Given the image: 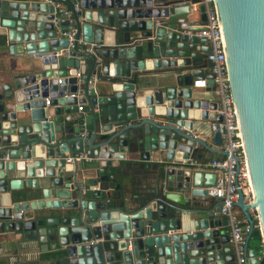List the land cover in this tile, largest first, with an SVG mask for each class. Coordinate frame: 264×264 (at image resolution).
I'll return each instance as SVG.
<instances>
[{
    "label": "water",
    "instance_id": "95a60500",
    "mask_svg": "<svg viewBox=\"0 0 264 264\" xmlns=\"http://www.w3.org/2000/svg\"><path fill=\"white\" fill-rule=\"evenodd\" d=\"M56 3L78 5L58 24L75 27L70 47L52 22ZM213 3L252 196L244 202L238 190L235 201L248 225L246 264H264V0ZM194 12L199 20L190 19ZM205 19L200 0H0V36L25 71L0 83V235L23 231L49 241L51 264L234 259L227 217L206 192L215 174L171 164L202 160L200 147L209 158L220 154L193 134L207 131L220 146L225 132L216 101L196 96L214 85L207 39L188 33ZM84 151L100 159L90 180L95 189L64 158ZM126 154L147 174L145 164L155 166L146 197L120 191L118 173H127L112 162ZM21 188H40L41 198L16 199ZM44 207L58 210L48 227L28 212ZM250 241L261 242L262 255Z\"/></svg>",
    "mask_w": 264,
    "mask_h": 264
},
{
    "label": "built area",
    "instance_id": "2783aa9c",
    "mask_svg": "<svg viewBox=\"0 0 264 264\" xmlns=\"http://www.w3.org/2000/svg\"><path fill=\"white\" fill-rule=\"evenodd\" d=\"M204 5L206 19L195 31H188L189 35H196L207 39L210 51L205 58L212 63L211 73L214 74V92L217 96L216 113L221 115L225 132L221 134L220 154L217 158L197 160L194 158L176 160L173 164L179 168L191 171L213 172L215 179L212 185L206 186L207 195L218 198L221 204V214L227 217L229 242L232 246L234 259L232 264H246V235L248 225L244 218L239 216V210L235 205L238 197V190L243 193V201L250 202L252 199L249 175L247 169L246 155L242 136L239 129L237 113L233 103L229 81L227 77L226 56L220 23L216 14L213 0H200ZM58 12H54L52 22L57 25L58 32L68 40V46L73 45L75 27L62 28L58 26L62 18H70L73 11L78 10L77 3L72 8L56 3ZM93 46V43L90 44ZM48 99L46 103L48 104ZM81 109V106H78ZM197 136V135H195ZM80 157H66V162L73 163L74 159ZM86 157H83V159ZM256 218V215L253 216ZM246 227L243 228L242 223ZM258 228V224L254 225Z\"/></svg>",
    "mask_w": 264,
    "mask_h": 264
},
{
    "label": "crops",
    "instance_id": "0c3cea01",
    "mask_svg": "<svg viewBox=\"0 0 264 264\" xmlns=\"http://www.w3.org/2000/svg\"><path fill=\"white\" fill-rule=\"evenodd\" d=\"M191 20H199V15L197 12H194L190 16ZM3 29L0 28V32H2ZM7 44V43H6ZM6 44L2 40V37L0 36V83L9 81L11 75L14 72H25L19 63L21 62V57H13L7 54L6 50ZM21 70V71H18ZM198 97H203L204 99L208 101H216L217 96L214 92V87L212 90H199V93L196 94ZM204 124L207 125L208 121H204ZM207 132V131H206ZM202 133L200 131L193 132L194 135H197L198 137L204 139L209 146L212 148H215L216 150H220V146H215L212 144V137L208 134ZM199 153L203 155L202 160H206L209 158L210 153L205 147L199 148ZM219 154V152H218ZM75 156V157H86V159L83 157L79 159H74L73 163H75L80 171L79 174H77L76 178L77 180L83 184L84 180H86L87 184H90L91 189H95L98 184L92 185L91 175L95 173L96 165L99 166V160L98 157L90 158L86 155V152L82 153H64V158ZM128 154H126L125 159H122L121 161L114 160L112 164H121L123 167L124 173L121 172L118 173L119 175V184H120V191L125 194L126 196H129V194L138 195L139 197H146L148 196L151 191H153L154 182L156 180L157 174L155 173V170L153 171L154 164L148 163L145 164L148 166L149 174H147V171L142 169L143 163L140 161L130 160L129 157H127ZM71 163V162H69ZM173 165V163H171ZM144 165V166H145ZM143 172L145 174H143ZM151 173V174H150ZM133 180V182H132ZM39 182L42 186H48V181L40 178ZM110 186H113V183L109 182ZM8 194H6L7 196ZM16 199H25L26 197L24 195H30V197H27L29 199L31 198H41V189L37 188L35 190H27L25 188H21L20 190H15L14 193H12ZM9 197V196H8ZM50 198H55V195L53 194V189H51ZM83 198L90 199L92 197L83 195ZM115 201H117V198H115ZM217 201L214 200L212 203H210L209 206H212L216 204ZM58 210L53 208H37L33 211H28L30 215H33L37 218H42L43 223L45 227H48V225L45 223V220L47 217L55 216ZM225 228V227H222ZM50 244L49 241L46 243L39 242L36 238H30L27 237V234L25 235V232L23 231H9L7 234L1 233L0 235V264H51L48 263V257L50 255L49 251H46V246ZM252 243L249 242V245ZM253 245V244H252ZM233 260H230L228 262H225V264H232Z\"/></svg>",
    "mask_w": 264,
    "mask_h": 264
},
{
    "label": "trees",
    "instance_id": "16d2710c",
    "mask_svg": "<svg viewBox=\"0 0 264 264\" xmlns=\"http://www.w3.org/2000/svg\"><path fill=\"white\" fill-rule=\"evenodd\" d=\"M237 208H238V207H237ZM238 210H239V208H238ZM239 216H240L241 218H244V216H243V214H242V212H241L240 210H239ZM254 224H255V225L257 224V219H256V218H254ZM250 243H252L253 245H255L258 254H259V255H262L263 247H262V245H261V242H260V241H250Z\"/></svg>",
    "mask_w": 264,
    "mask_h": 264
},
{
    "label": "rangeland",
    "instance_id": "374dc122",
    "mask_svg": "<svg viewBox=\"0 0 264 264\" xmlns=\"http://www.w3.org/2000/svg\"><path fill=\"white\" fill-rule=\"evenodd\" d=\"M251 213H252L253 216L255 215V211L254 210H252Z\"/></svg>",
    "mask_w": 264,
    "mask_h": 264
}]
</instances>
